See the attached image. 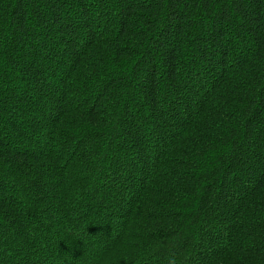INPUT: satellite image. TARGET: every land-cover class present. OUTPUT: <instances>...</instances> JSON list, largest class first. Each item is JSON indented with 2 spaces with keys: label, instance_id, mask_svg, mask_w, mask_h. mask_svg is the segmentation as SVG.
Segmentation results:
<instances>
[{
  "label": "trees",
  "instance_id": "obj_1",
  "mask_svg": "<svg viewBox=\"0 0 264 264\" xmlns=\"http://www.w3.org/2000/svg\"><path fill=\"white\" fill-rule=\"evenodd\" d=\"M264 264V0H0V264Z\"/></svg>",
  "mask_w": 264,
  "mask_h": 264
},
{
  "label": "clouds",
  "instance_id": "obj_2",
  "mask_svg": "<svg viewBox=\"0 0 264 264\" xmlns=\"http://www.w3.org/2000/svg\"><path fill=\"white\" fill-rule=\"evenodd\" d=\"M169 264H173L172 260L170 259Z\"/></svg>",
  "mask_w": 264,
  "mask_h": 264
}]
</instances>
